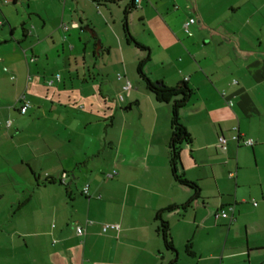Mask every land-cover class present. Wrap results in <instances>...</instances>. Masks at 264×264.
<instances>
[{
    "label": "crops",
    "instance_id": "obj_1",
    "mask_svg": "<svg viewBox=\"0 0 264 264\" xmlns=\"http://www.w3.org/2000/svg\"><path fill=\"white\" fill-rule=\"evenodd\" d=\"M147 55L151 80L194 90L197 198L170 167L172 104L134 73ZM170 263L264 264V0H0V264Z\"/></svg>",
    "mask_w": 264,
    "mask_h": 264
},
{
    "label": "trees",
    "instance_id": "obj_2",
    "mask_svg": "<svg viewBox=\"0 0 264 264\" xmlns=\"http://www.w3.org/2000/svg\"><path fill=\"white\" fill-rule=\"evenodd\" d=\"M98 5L113 3L115 0H93ZM134 2L130 3V7L127 8L126 14L129 13L130 9H133ZM126 22V21H125ZM124 22V28L126 33V38L129 42H133L140 50L147 51L148 49L138 43L130 34L127 27V23ZM150 57L147 55L145 58L141 59L137 66V73L140 80L145 84L147 90H149L156 98L157 101L161 103H171L172 104V138L170 142V167L174 179L185 187H189L194 190L195 198L199 197L200 188L197 184L189 181L184 173L182 172V162H181V152L182 146L185 143L191 142V135L189 134L187 128L182 122V110L186 107V104L194 94V90L188 86L186 82L182 83L177 87H168L162 82H157L151 80V78L145 72V66L149 63ZM191 205V202L182 206L185 210ZM174 209V208H172ZM159 232L164 238L165 246L170 251H175L174 242L170 233V226L167 221L162 220ZM186 253L193 256L191 243L189 242L186 246ZM172 264V263H170Z\"/></svg>",
    "mask_w": 264,
    "mask_h": 264
},
{
    "label": "built area",
    "instance_id": "obj_3",
    "mask_svg": "<svg viewBox=\"0 0 264 264\" xmlns=\"http://www.w3.org/2000/svg\"><path fill=\"white\" fill-rule=\"evenodd\" d=\"M196 23V20L195 19H190L189 21H187L184 25V28L186 30V32L188 34H190V27ZM66 29H68V27H65ZM62 77L60 74L54 76L53 79L49 80L48 81V85L49 86H52L56 81H61ZM131 89V83L128 81L126 83V85L124 86V90L125 91H129ZM18 102L22 103V106L20 108V112L24 115L27 113L28 109L30 108V102L26 99V96L25 95H22L19 97L18 99ZM12 121L11 120H7L6 121V127H10L12 126ZM234 131L236 132L232 137H231V140L233 141H236L238 142L239 144H243L247 147H252L255 145V140L253 139H247V138H244L241 136V134L239 133L238 131V128H235ZM219 144L223 147L224 150L227 149L228 147V139L224 136H220L219 137ZM65 178V176H64ZM62 179L63 182L65 179ZM89 192V186H86L83 190V193L85 195H87ZM218 216H223V217H226V218H230V214L226 212V210H222L220 211L218 214H217V217ZM94 222L90 221L89 224L92 225ZM102 229L104 232H108L110 230H116V231H119L120 230V226L117 225V224H103L102 225ZM85 233V228L83 227H78L77 228V234L78 235H83Z\"/></svg>",
    "mask_w": 264,
    "mask_h": 264
},
{
    "label": "rangeland",
    "instance_id": "obj_4",
    "mask_svg": "<svg viewBox=\"0 0 264 264\" xmlns=\"http://www.w3.org/2000/svg\"><path fill=\"white\" fill-rule=\"evenodd\" d=\"M134 73H135V75H136V77L140 80V78H139V76H138V73H137V70L135 69L134 70ZM144 84V83H143ZM145 85V84H144Z\"/></svg>",
    "mask_w": 264,
    "mask_h": 264
}]
</instances>
